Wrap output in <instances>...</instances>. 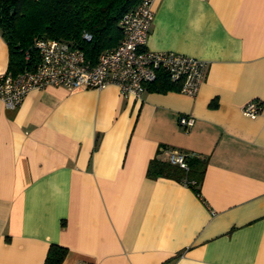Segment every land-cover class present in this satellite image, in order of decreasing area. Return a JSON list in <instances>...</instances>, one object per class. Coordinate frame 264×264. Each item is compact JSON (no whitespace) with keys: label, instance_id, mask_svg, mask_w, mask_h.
Returning <instances> with one entry per match:
<instances>
[{"label":"crops","instance_id":"0c3cea01","mask_svg":"<svg viewBox=\"0 0 264 264\" xmlns=\"http://www.w3.org/2000/svg\"><path fill=\"white\" fill-rule=\"evenodd\" d=\"M152 9L147 49L207 61L194 97L58 85L0 101V264H44L50 244L61 264H264V0ZM8 54L0 31V71ZM167 147L206 161L199 194L147 176Z\"/></svg>","mask_w":264,"mask_h":264},{"label":"built area","instance_id":"2783aa9c","mask_svg":"<svg viewBox=\"0 0 264 264\" xmlns=\"http://www.w3.org/2000/svg\"><path fill=\"white\" fill-rule=\"evenodd\" d=\"M153 17L152 0H140L126 11L118 22L122 34L118 44L101 52L94 64L74 44L52 38L34 39L32 47L37 51L38 63L16 74L0 71V101L14 108L32 89L58 85L68 89H101L107 84H115L124 97L140 99L158 71L178 84L179 92L194 97L203 81L207 61L173 51L147 49ZM83 37L89 40L91 35L84 33ZM25 58L30 59L28 51ZM261 109V103L255 100L242 106V112L249 117H255ZM179 122L187 130L192 118L181 115ZM163 153L168 162L184 169L188 167L186 156L193 155L170 147L164 148Z\"/></svg>","mask_w":264,"mask_h":264},{"label":"trees","instance_id":"16d2710c","mask_svg":"<svg viewBox=\"0 0 264 264\" xmlns=\"http://www.w3.org/2000/svg\"><path fill=\"white\" fill-rule=\"evenodd\" d=\"M140 0H0V31L8 45V72L16 74L34 67L39 57L33 49L36 38H52L76 45L85 59L94 64L101 52L115 47L121 39V16ZM84 33L91 35L89 40ZM28 51L30 59L25 58ZM155 91L178 90L163 71L146 85ZM187 169L166 159H151L148 177L165 176L185 182L200 193L205 160L186 156ZM67 248L50 244L44 264H61Z\"/></svg>","mask_w":264,"mask_h":264}]
</instances>
